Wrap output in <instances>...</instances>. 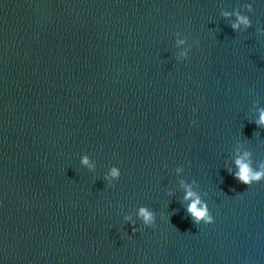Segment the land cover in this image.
<instances>
[{"label":"water","instance_id":"95a60500","mask_svg":"<svg viewBox=\"0 0 264 264\" xmlns=\"http://www.w3.org/2000/svg\"><path fill=\"white\" fill-rule=\"evenodd\" d=\"M259 30L264 0H0V264H264V182L227 171L237 141L264 162ZM192 180L212 225L183 207ZM142 205L157 227L133 233Z\"/></svg>","mask_w":264,"mask_h":264},{"label":"clouds","instance_id":"9594fccd","mask_svg":"<svg viewBox=\"0 0 264 264\" xmlns=\"http://www.w3.org/2000/svg\"><path fill=\"white\" fill-rule=\"evenodd\" d=\"M245 8L249 12H253V6L251 4L245 5ZM224 17L227 19H232L231 28L234 31L241 32L246 31L252 27V19L246 15L241 14L239 9L232 12H225ZM264 32V30H259ZM179 35V32L177 33ZM177 47L180 51L177 53L176 59L180 62H190L191 52L194 44H199V40L194 41V43H187L186 39H178L176 41ZM254 123L258 128H264V108L258 110V118L254 120ZM196 125L193 124V127ZM80 164L86 167L90 171L96 169V164L92 158L84 153L80 156ZM234 165V166H233ZM227 171L240 183L252 186L253 184H258L264 182V162L256 164L253 160V153L250 151L243 142L237 141L234 149V157L231 164H229ZM178 173L183 172V169H177ZM122 175L121 168L113 165L106 173L103 175V180L106 182L107 186L114 187L115 182L120 179ZM183 189V207L191 217L192 221L196 225H212L216 222L214 215L210 209L209 203L205 200L204 196L200 191V185L196 180L191 182H185L182 184ZM167 195L169 198L174 197L175 193L168 191ZM161 219H167L161 216ZM157 212L147 205L139 206L135 214L125 213L123 215V221L126 225L131 226L132 232L136 233L139 229L137 227L138 221L148 228L155 229L157 227Z\"/></svg>","mask_w":264,"mask_h":264}]
</instances>
